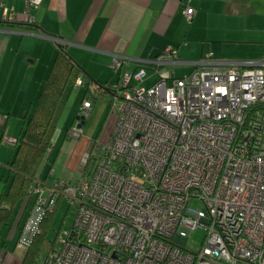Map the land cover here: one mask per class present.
<instances>
[{
    "label": "built area",
    "instance_id": "1",
    "mask_svg": "<svg viewBox=\"0 0 264 264\" xmlns=\"http://www.w3.org/2000/svg\"><path fill=\"white\" fill-rule=\"evenodd\" d=\"M42 1L24 0L25 23H36ZM1 8V21L15 23V8ZM194 14L185 8L188 22ZM125 64L115 56L112 67ZM180 64L168 49L122 74L111 93L118 119L109 141L101 149L91 142L79 179L31 185L19 245L29 248L66 198L76 221L46 264H264V58L227 63L208 54L173 79L165 69ZM93 108L84 99L79 117L88 120ZM7 120L0 115V129ZM81 124L68 131L70 140L84 136ZM1 141L19 143L6 131ZM197 230L204 241L191 251Z\"/></svg>",
    "mask_w": 264,
    "mask_h": 264
},
{
    "label": "crops",
    "instance_id": "2",
    "mask_svg": "<svg viewBox=\"0 0 264 264\" xmlns=\"http://www.w3.org/2000/svg\"><path fill=\"white\" fill-rule=\"evenodd\" d=\"M1 4L15 8V24L25 23L24 0H0V21L3 16ZM257 4L264 6V0H43L34 12L37 31L23 29L19 25L15 28L0 27V115L8 116L4 131L21 139L26 123L33 115L59 50L58 45L47 36L64 40L72 59L90 79L100 84H118L123 73H132L142 62L154 60L168 49L188 58V62L176 65L187 64L186 74L179 76L183 78L191 74L194 65L208 54H212L217 61L213 53L205 52L209 35L218 27L212 26V23L219 24V17L229 9L239 13L240 7L245 5L249 11H254ZM186 7L195 11L191 23L185 15ZM198 33H207V38H197ZM202 43L200 52L195 45L201 47ZM115 56L126 59L119 72L112 67ZM165 71L169 72L168 67ZM78 80L84 81L85 86L88 82L83 76ZM92 86L97 87L95 83ZM74 107L70 109L69 106L64 122L71 117ZM79 111L73 127L77 125ZM2 132L0 129V164L9 168L11 182L9 166L15 158L16 149L11 150L2 143ZM63 135L59 130L51 153ZM61 148L68 150L70 167L80 170L83 154L88 149L86 142L71 141L67 132ZM74 157L78 158V163L77 159L73 160ZM47 168L44 167L42 172L45 184L48 181ZM4 190L6 187L1 185L0 195L7 193ZM32 208L33 200L28 199L21 201L16 208L8 223L11 224L9 238H15V244L10 246L5 242L0 264H22L27 248L19 245L18 239ZM8 254L11 256L8 257Z\"/></svg>",
    "mask_w": 264,
    "mask_h": 264
},
{
    "label": "rangeland",
    "instance_id": "3",
    "mask_svg": "<svg viewBox=\"0 0 264 264\" xmlns=\"http://www.w3.org/2000/svg\"><path fill=\"white\" fill-rule=\"evenodd\" d=\"M240 8L241 11L239 13L231 12L229 9L225 15L219 17V24L217 23V25H215L212 23V26L218 27L209 35L208 40L210 41L206 43L207 50L205 52L213 53L217 61L242 63L248 61H260L264 58V6L259 7V4H257L255 5L254 11H249L245 5ZM197 36V38L201 39L207 38V33L204 35L198 33ZM202 45L203 43L201 44V47L195 45V48L201 52ZM210 46H214V48H209ZM179 57L181 62L186 63L189 61L183 54H180ZM189 57L192 58L191 56ZM187 69V64L168 67L169 74L173 79H179V76L185 75ZM88 89L92 91L93 96L96 95V99L90 100L94 110L85 125V135L81 139L71 141H85L88 149L92 143L95 144V142H98L97 146L101 149V147L109 141L110 136L113 133L118 117L116 113L110 111L113 101L111 94L96 92L97 88L94 89L93 86L90 85V82H87L86 86L81 89L79 87L75 88L70 104V109L75 105L72 110L73 113L71 117L62 124L60 131L64 135L61 137L59 143L55 144L57 145V148H53L54 150L51 153L52 156L49 159L50 164L49 161L47 163V185H52L59 179V181L72 182L75 179H79L84 171L83 164H81L82 167L80 170H74L70 167L68 150H63L61 147L65 134L73 128V121L76 118L77 111L81 107L82 98ZM9 147L11 150H15L14 147ZM88 149L83 154V160ZM99 153H101V150ZM74 159H77L78 163V158L74 157L73 160ZM50 169H52V174L48 173ZM9 176L10 171L7 165L0 164V186L2 185V188L6 187L4 193L9 189ZM189 206L194 209L201 208L200 204L194 201L191 202ZM53 214L55 215L48 225L47 237L50 242H55L56 244L60 235L72 231L77 213L75 209L69 207L68 200L62 198ZM9 229H11V224L4 225L0 230V261L4 252L3 249L5 242L10 246L15 244V238H9ZM204 237L205 232L203 230H197L190 237L187 248L191 251H198L204 241ZM9 256H11V254H8V257Z\"/></svg>",
    "mask_w": 264,
    "mask_h": 264
},
{
    "label": "trees",
    "instance_id": "4",
    "mask_svg": "<svg viewBox=\"0 0 264 264\" xmlns=\"http://www.w3.org/2000/svg\"><path fill=\"white\" fill-rule=\"evenodd\" d=\"M20 28L37 31L36 25L27 23L15 24L1 22L0 27ZM58 54L54 65L35 107L33 115L27 121L23 136L19 139L15 158L10 164L11 182L5 195H0V230L10 222L16 208L28 198L31 185L42 180V172L50 159L52 144L64 123L70 102L74 95L76 83L83 76L90 85H97L96 92L111 94L117 84H100L90 79L88 74L72 59L65 46H58ZM84 99H96L92 91L84 95ZM4 132V130H3ZM2 132V133H3ZM46 165V166H45ZM52 169L49 170V174ZM55 214L49 215L42 223L39 234L34 238L22 264H46L47 256L53 252L55 242L47 237L48 225ZM19 240V239H18Z\"/></svg>",
    "mask_w": 264,
    "mask_h": 264
},
{
    "label": "water",
    "instance_id": "5",
    "mask_svg": "<svg viewBox=\"0 0 264 264\" xmlns=\"http://www.w3.org/2000/svg\"><path fill=\"white\" fill-rule=\"evenodd\" d=\"M77 120H82V124H81V126H82V127H84V126H85V124H86V121H84V120H83L82 118H80L79 116H78Z\"/></svg>",
    "mask_w": 264,
    "mask_h": 264
}]
</instances>
